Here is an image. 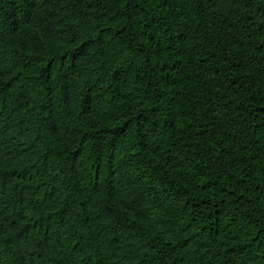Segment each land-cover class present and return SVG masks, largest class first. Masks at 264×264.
I'll return each mask as SVG.
<instances>
[{"label":"trees","instance_id":"16d2710c","mask_svg":"<svg viewBox=\"0 0 264 264\" xmlns=\"http://www.w3.org/2000/svg\"><path fill=\"white\" fill-rule=\"evenodd\" d=\"M0 264H264V0H0Z\"/></svg>","mask_w":264,"mask_h":264}]
</instances>
